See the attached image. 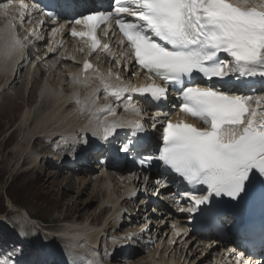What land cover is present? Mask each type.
Instances as JSON below:
<instances>
[{"label":"snow or ice","instance_id":"snow-or-ice-1","mask_svg":"<svg viewBox=\"0 0 264 264\" xmlns=\"http://www.w3.org/2000/svg\"><path fill=\"white\" fill-rule=\"evenodd\" d=\"M77 3L56 0L50 9L39 3L29 8L0 0V14L19 10L21 25L25 13L29 20L39 14L44 18L41 25L46 20L54 22L50 37L67 29L68 35L79 38L80 51L87 47L81 71L69 75L73 83L88 86L95 78L99 86L82 100L76 94L81 112H92L95 117L106 110L115 115L111 105L93 111L101 90L106 98L115 97L125 110L130 108L137 115L143 112L132 103L137 96L146 106L155 105L157 113L150 123L154 131L160 130L158 138L149 142L140 135L147 129L138 120L105 122L99 138L108 143L118 129L130 127L132 135L126 146L116 149L119 154L124 158L132 154L142 168L163 169L155 173L158 178L169 181L174 176L185 184L186 189L174 195L178 203L187 201V207L178 211L188 214L189 220L219 223L227 219L234 238L246 246L238 254L229 249L237 256V264H254L253 259H244L246 255L264 257V0H108L106 10L83 12L74 9ZM65 15L73 19L60 23ZM114 28L118 29L119 52L99 38L101 30L104 36H116ZM26 48L10 19L0 29V56L5 62L14 53L24 57ZM98 50L133 76L138 75L132 72L137 67L146 82L133 85L119 71L103 72L89 59ZM56 51V46H49L47 54ZM177 109L203 126L171 120L170 112ZM82 143H88L87 132ZM172 228L177 236L186 232L176 223ZM50 255L45 244L28 252L16 244L0 257V264H52ZM255 264H264V259Z\"/></svg>","mask_w":264,"mask_h":264},{"label":"bare ground","instance_id":"bare-ground-1","mask_svg":"<svg viewBox=\"0 0 264 264\" xmlns=\"http://www.w3.org/2000/svg\"><path fill=\"white\" fill-rule=\"evenodd\" d=\"M5 1L7 0H2V2ZM18 12L20 13L19 10ZM11 15L13 17L17 14L16 12H10L8 15L0 14V29L7 25L6 22H3L6 18L9 19ZM64 44L75 46L74 53L72 50L68 48L65 49V46H63L61 49L57 48L55 53L47 54V48L36 56L37 59L43 58L42 63L44 62L45 65L43 72L42 70H37L38 67L35 69H30L31 67L28 68V66L31 65L28 58L21 61V56L18 53H14L12 58L7 60V62H5L3 56H0V85L4 81L7 86H10L11 84L16 85L17 83L18 88L17 91L15 90L13 95L20 96L21 91L24 92L25 85L28 86L29 81L33 78H37V72L41 73L42 77H45L43 80L46 86L43 90H40L39 83L41 82H38V84L31 85L30 87L29 95H35V97L34 99L31 98L30 102L26 103L27 107H29L26 108L24 106L26 109L23 108V111L22 113H19L18 118L21 122L20 128L23 132V140L25 143L19 142L17 144L16 150L14 149L12 152L14 155L13 157H16V160L12 164L9 163L5 166L6 168L11 166L14 169H19L24 167V165H29V171H31L35 168V166H37V162L39 160L44 159L45 162L43 169L48 170L50 164L54 163L64 168L63 172L66 170V172H69L70 175H72L80 168H84L85 165H88L87 162L89 159L93 161H105V165H108L111 162L117 163L122 155L119 154L116 149L126 146L132 132L130 127L125 125L121 133L120 131H116V134L110 138L108 143H103L99 138L103 136L102 125L105 122H111L114 120L125 122L128 120H138L143 123L144 127H146L147 123L149 124L150 129L148 128L147 132L144 133L143 136L148 134V141L152 138H157L158 134L156 131L151 130L152 127L150 123L152 116L157 113V107L155 105L146 106L138 96L134 98L132 103L138 104L141 108H143V112L139 115L131 111L130 108L129 110H125L123 104L115 101V97L108 96L106 98L102 90L96 97L95 104L93 105V111L97 108H103L105 105H111L115 110V115L109 114L106 110H104L97 112L96 116L93 117L92 112H81L77 104L73 105L72 103H66L72 96V93L76 99V94L78 93V98L82 100L92 88L99 86V83H96L99 82V80L95 78L91 79L90 85L88 86L82 83H73L71 80H66L65 76L69 74H78V71L75 70V63L79 62V56L85 54V52L80 51L82 46L81 43L72 42ZM110 48L113 52H119L118 50H115L116 48L113 44ZM102 55L107 56L108 59L111 57L104 52ZM61 56L73 57L74 60L61 59ZM116 59L121 58L117 56ZM101 63L102 61H100V64ZM107 65L113 72L119 71L122 77L125 75L124 73L122 74L121 70L117 68L115 63L114 66H111V64L108 63ZM102 71L106 73V71ZM132 72L137 73L134 71V68H132ZM21 74V78L23 80H21L20 83L18 79ZM132 77L133 78L130 83L133 85H141L146 82L144 77L138 75H132ZM54 78L56 80H54ZM64 81L67 83L69 90L68 93L66 88H64ZM125 82L127 83L128 80L126 79ZM80 86L89 88V90L86 92L83 91L82 93L81 90H78L81 88ZM60 87L62 90H59ZM2 91L3 90L0 91V94H2ZM37 100L39 106H36L38 107L36 109L37 111H35V113L33 112V116L31 118L30 107H34L37 104ZM6 108L8 110L9 106L1 109ZM10 108H12V106ZM164 110L167 111L168 109L165 108ZM150 114L151 116H148ZM147 116L148 119L146 120ZM169 118L173 121L183 119L197 127L203 126L200 121L180 112L179 109L170 112ZM90 119L93 121L91 124H89ZM85 132H87L88 135V143L86 145L82 143ZM93 133H96V136H94ZM60 136H63L62 140L65 142L64 149L69 150L67 155L59 154L60 151H56L55 153L57 154H53L52 158L48 160L47 153L52 149H48L47 153L45 152L44 154L43 151L36 149V144L40 137L47 138L50 141L54 139L52 142L54 143L55 141L60 142ZM96 147H100V150L94 154L91 153L90 151ZM130 155L131 154H129V156ZM129 156L126 158V162L119 164L116 168L111 167L105 169V165H100L95 162L92 164V167L94 168L93 171L85 172V176H87L89 180L91 178V180L94 181L93 189L91 190L92 193L99 194L101 196L100 205L98 206V214L101 216L90 222L91 224L88 223V219H84L85 221L83 222H77V219H75L74 221L64 223L60 227V236H56L61 237L63 242H67L65 245L71 255L70 258H68V255H62L63 258H68V263L70 264H76V262L86 264L89 260H91L93 264H221L220 261L227 264L229 262V259H227L229 249L236 250L235 242L233 241L231 235L227 236L232 239V241L228 239V237L217 239L212 237V234L199 235L195 233L191 230L189 224L186 223V215L176 214V212L172 210L170 203L166 201L162 205V211L159 210L160 208L156 207L158 206V202L154 203V201H151V203H154L151 204V210H146L145 212L142 211L144 217L141 216L142 214H134V211L136 212L134 209L136 207V203L134 202L136 194L133 193L138 185V180H136L135 177H131L136 176V171L131 167ZM2 171H4V169H2ZM94 171L95 173H93ZM9 172L11 175L12 170ZM52 175L53 174L48 175L49 177L47 178V181L50 180ZM92 177L95 179H92ZM71 178V184H69L68 187H72L74 179H77L73 176ZM80 180L81 178L79 179V182H81ZM83 183L84 182L82 181L81 184ZM58 188V191L60 192L61 189L59 186ZM78 189H80V185L78 186ZM134 203L135 207H132V204ZM143 207L144 205L140 206L139 211H141ZM78 208L80 209V207ZM125 216L131 217L130 222L132 224L137 222L135 223L136 225L131 226L128 233L124 231L121 235L120 230V232H116L119 236L114 235V230H116L120 225H123L125 221L128 222V219L126 220ZM168 223L170 225H168ZM173 223H176L181 229H186V232L177 236L172 228ZM147 224H149L150 228L146 232L142 233L145 235H140V242L138 241L139 243L130 239L132 231H142ZM122 238L126 239V243H122ZM170 241H174V243H171ZM109 242L111 245H106L107 243L109 244ZM146 242H155L154 248L144 256L136 258L130 248L136 245L137 247L139 246V249L144 247L143 245H146ZM122 244L125 245L123 246L124 248L121 247ZM175 244H180V249L177 250L176 247H174ZM105 245L109 247H107L106 250L110 251L112 248L116 252H113L114 254L110 253V255L105 257L103 260L100 248L105 247ZM237 249H240V247Z\"/></svg>","mask_w":264,"mask_h":264},{"label":"rangeland","instance_id":"rangeland-1","mask_svg":"<svg viewBox=\"0 0 264 264\" xmlns=\"http://www.w3.org/2000/svg\"><path fill=\"white\" fill-rule=\"evenodd\" d=\"M120 70L122 71V69ZM122 73L126 74L127 72L123 71ZM21 77L22 74L18 79L20 83L21 80H23ZM54 80L56 79L54 78ZM29 82H32L31 85L38 84L37 79H32ZM17 86V83L16 85L11 84L7 86L5 81L0 85V91L3 90L1 92L2 94H0V225L3 226L2 231H0V257L9 254L16 244H22L26 252L30 251L36 245L45 244L51 250L50 259L52 260V264H65V262L70 264L68 263V258H70L71 255L65 245L67 242H63L61 237H58L60 236V227L64 223L74 221L75 219H77V222H83L88 219V223L91 224L90 222L101 216L98 214L101 196L92 193L91 190L93 189L94 181L91 180V178L89 180L88 177L85 176V172L93 171L94 168L92 164L96 161L90 160L88 165H85L84 168H80L74 174L71 173L72 175L66 172V170L63 172L64 168L54 163L50 164L48 170L43 169L44 159L39 160L40 162L38 161L37 166L31 171H29V165H24V167L19 169L15 168L16 170L11 166L6 168L5 166L9 163L12 164L16 160L12 152L14 149L16 150L17 144L19 142L25 143L23 140V132L20 128L21 122L18 120L19 113H22L23 108H28L29 106L27 107L26 103L30 102V99H34L35 97V95H29L31 86L26 85L24 87V92L21 91L22 95L21 93L20 96L13 95L15 90L17 91ZM65 87L67 88V86H64V88ZM60 89L61 87L59 90ZM36 102L37 104L32 107L33 109L30 107L31 118L33 112L35 113V111H37L36 109L38 107L36 106H39L38 100ZM8 106V110L7 108L1 109ZM11 106L12 108H10ZM60 137V142L55 141L54 143H52L54 139L50 141L47 138L40 137L37 141L36 149L43 151V154L45 152L47 153L48 149H52L47 153L48 160L52 158L53 154H57L55 153L56 151H60L59 154L67 155L69 150L64 149L65 142L62 140L63 136ZM2 169H4V171H2ZM10 170H12L11 175L9 172ZM93 173H95V171ZM51 174L53 175L50 177V180L47 181L48 175ZM72 176L77 179H74L72 187H68V185L71 184L70 181L72 180ZM80 178V181L84 182L83 184L79 182ZM93 178L94 177H92V179ZM79 185L80 189H78ZM58 186L61 189L60 192L58 191ZM134 204H132V207ZM78 207H80V209ZM78 209L79 211L77 212ZM135 223L134 225H136ZM130 224L131 222L129 225ZM168 225L170 224L168 223ZM115 233L116 230L114 231V234ZM150 242H146V245H143L144 247L139 249V246H134L135 248L133 247L131 252L136 258L144 256L154 248L155 242ZM106 245L111 244L109 242V244L107 243ZM106 245L100 248L103 260L105 257H108L110 253L116 252L112 248L110 251L106 250L108 247ZM174 247L178 250L180 249V244H175ZM62 255H68L69 257L65 259ZM15 258L14 256V259ZM20 259H23V257H20Z\"/></svg>","mask_w":264,"mask_h":264},{"label":"trees","instance_id":"trees-1","mask_svg":"<svg viewBox=\"0 0 264 264\" xmlns=\"http://www.w3.org/2000/svg\"><path fill=\"white\" fill-rule=\"evenodd\" d=\"M2 229H3V226L2 225H0V231H2ZM7 234V233H6ZM13 235V234H12Z\"/></svg>","mask_w":264,"mask_h":264}]
</instances>
